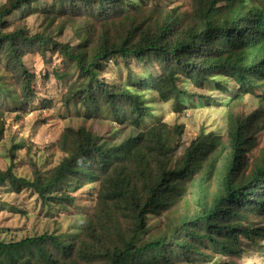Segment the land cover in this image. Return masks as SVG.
Wrapping results in <instances>:
<instances>
[{"label":"trees","instance_id":"16d2710c","mask_svg":"<svg viewBox=\"0 0 264 264\" xmlns=\"http://www.w3.org/2000/svg\"><path fill=\"white\" fill-rule=\"evenodd\" d=\"M36 1L50 3L42 31L13 27L8 18ZM145 1L7 0L0 6V144L7 115L27 114L37 96L36 75L24 63L29 54L47 59L50 52L64 68H76L78 81L63 103L78 108L77 115L111 117L123 127L106 136L67 128L57 142L62 162L45 172L30 161L32 179L0 171V188L32 190L59 215L76 207L77 192L98 188L77 233L0 238V264H234L243 239L263 247L264 225L248 224L250 215L264 218V150L253 167L248 155L264 116L244 119L234 108L264 89V0H193L190 23L179 8H146ZM67 28L77 33L76 46L56 39ZM130 60L147 72L138 82L100 80L109 63L123 61L129 69ZM218 77L238 87L219 103L227 107L225 135L202 132L180 155L183 125L143 127L152 115L147 93L182 113L195 97L182 85L212 84L229 93ZM127 130L138 133L123 139ZM151 217L158 219L153 227Z\"/></svg>","mask_w":264,"mask_h":264},{"label":"rangeland","instance_id":"374dc122","mask_svg":"<svg viewBox=\"0 0 264 264\" xmlns=\"http://www.w3.org/2000/svg\"><path fill=\"white\" fill-rule=\"evenodd\" d=\"M6 2L7 0H0V6ZM155 4L168 10L179 8L181 13L187 15L189 23L191 16L195 13L193 0H146L141 3L142 6H147L146 8L153 7ZM49 5V2L36 1L32 7H24L8 18V21L13 24V27H27L30 34L35 35L42 31L44 12ZM56 39L72 46L78 44L77 33L69 28L62 34L56 35ZM129 62V69L123 61L119 65L109 63L106 72L100 76V80L111 85L121 82L131 84L134 81L138 82V76L147 75L137 62L133 60ZM24 63L29 71L36 75L37 96L31 104L30 112L22 115L11 112L6 117L5 138L0 144V171L12 169L17 176L32 179L34 168L30 161L37 164L42 171L52 170L62 162L65 156L59 150L57 142L60 135L69 127L73 129L86 127L102 136L113 135L123 128L114 123L111 117L89 120L84 117V113L77 115L78 108L63 103L64 95L70 89V85L78 81V72L74 66L64 68L59 57L52 56L50 52L47 59L38 53L29 54L24 58ZM57 72L65 79H58ZM216 81L227 86L230 92L222 93L213 90L212 84H207L204 89H197L190 82L184 85L181 83L195 94L182 113L174 111L173 102H160L157 94L147 93L146 100L149 102L152 115L145 120L143 127H150L160 121L170 126L183 125L185 129L178 151L180 155L202 132L225 135L227 107H220L219 103H227L236 94L238 87L234 82L223 77L216 78ZM8 82H11L10 79ZM262 93L264 94V89L258 90L255 95L239 99L234 112L244 119L256 113L259 117L264 116ZM209 103L212 106H209ZM137 133L136 130H127L122 138L125 139ZM252 136L256 145L248 155L251 167L264 150V117L256 123ZM90 188L85 187L77 192L76 207L60 211V215L49 212V208L42 204L38 195L32 190L16 194L11 192L9 186L0 188V238L8 242L41 236L44 233H56L64 237L77 233V225L96 203L95 196L98 188ZM250 217L249 226L264 225V218L255 214ZM157 221L156 217H151L150 226H155ZM242 242L244 250L242 257L233 258L231 261L234 264H264V242L261 248L253 246L245 239Z\"/></svg>","mask_w":264,"mask_h":264}]
</instances>
